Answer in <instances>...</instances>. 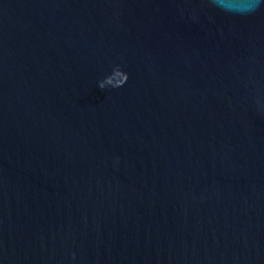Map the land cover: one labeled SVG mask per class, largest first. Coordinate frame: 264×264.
I'll return each instance as SVG.
<instances>
[{
  "label": "water",
  "instance_id": "obj_1",
  "mask_svg": "<svg viewBox=\"0 0 264 264\" xmlns=\"http://www.w3.org/2000/svg\"><path fill=\"white\" fill-rule=\"evenodd\" d=\"M0 264H264V0H0Z\"/></svg>",
  "mask_w": 264,
  "mask_h": 264
},
{
  "label": "clouds",
  "instance_id": "obj_2",
  "mask_svg": "<svg viewBox=\"0 0 264 264\" xmlns=\"http://www.w3.org/2000/svg\"><path fill=\"white\" fill-rule=\"evenodd\" d=\"M212 2H213L214 4H216V6H218V0H212ZM254 10H255V9H249L247 12H251V11H254ZM127 79H128V77H127V74H126V79L124 80V82L121 83V84L113 85V87H120V86H122V85L126 82ZM108 84H111V79H110V78L107 79L106 82H101V83L99 84V87H100V89L103 90L104 88L107 87Z\"/></svg>",
  "mask_w": 264,
  "mask_h": 264
}]
</instances>
